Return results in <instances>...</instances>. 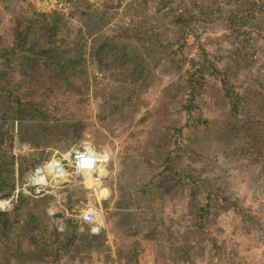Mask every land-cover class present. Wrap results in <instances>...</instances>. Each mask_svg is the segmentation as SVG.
I'll return each mask as SVG.
<instances>
[{
	"label": "rangeland",
	"instance_id": "obj_1",
	"mask_svg": "<svg viewBox=\"0 0 264 264\" xmlns=\"http://www.w3.org/2000/svg\"><path fill=\"white\" fill-rule=\"evenodd\" d=\"M4 1L0 0L1 26L9 29L20 22L25 26V16L7 9L9 0ZM13 1H25L26 8L33 2L48 14L40 24L33 19L28 28L33 35H44L47 42H30L32 50L34 45L43 53L28 54L34 61L24 62L21 69L31 63L27 80L31 82L21 84L33 88L37 81L60 91L65 84L69 85L64 91L85 88L83 99L93 100L101 110L97 112L101 126L95 138L98 145H113L104 130L112 134L114 142L120 133L135 134V151L128 160H108L102 186H106L107 194L120 195L121 204L136 205L138 211L161 207V193L168 194L167 209L171 215H181L176 220L181 230H171V250L163 256L169 257L174 248L179 255L191 256L190 264H215L216 260L219 264L236 258L239 264H263L264 0ZM240 32H248L255 41V46H250L254 49L250 63L235 50L242 46ZM107 40L118 42L122 56H129L125 73L116 75L94 67L93 49ZM85 46L88 52H84ZM49 47V53L54 50L51 56H47ZM178 48L188 60L175 66L174 51ZM204 58L228 72L229 88L225 89L220 78L207 74L205 89L191 99L188 72L199 67ZM50 61L55 69H48L52 77L46 79L40 69ZM137 63H141L138 68ZM60 70L65 71L68 81ZM8 72L14 75L6 68L4 73ZM2 85L0 80V88ZM8 89L13 92L0 90V114L15 117L6 119L13 123L12 136L0 118V162H11L9 166L0 165V210L12 209L23 193L31 195L25 192V180L19 174L24 168L34 167L36 159L30 154L27 157L28 152L19 144L41 145L52 155L54 148L68 149L76 132L70 123L29 121L31 126L27 128L23 120L39 112L33 102L36 99L27 101L28 97L19 94L21 87ZM67 95L71 100L73 95ZM104 101L109 103L102 109ZM245 138L259 156L250 155V149L244 148ZM196 178L198 183L194 184ZM8 180L11 184L5 187ZM195 185L207 188L205 193L210 197L209 213L201 226L198 216L191 212L198 199L192 195ZM45 195L49 194L38 196ZM51 195L47 212L56 200V195ZM105 202L108 211L111 204ZM196 202L204 204L202 200ZM49 214L44 219L47 229L60 226V220ZM105 217L110 218L108 212ZM139 218L137 212H116L111 220L117 233L131 236L141 226ZM74 223L82 224L80 218ZM73 230L75 235L83 231L78 227ZM12 238L15 244L17 236ZM41 260L38 256L26 257L21 264H39ZM11 261L15 264L17 260Z\"/></svg>",
	"mask_w": 264,
	"mask_h": 264
},
{
	"label": "crops",
	"instance_id": "obj_2",
	"mask_svg": "<svg viewBox=\"0 0 264 264\" xmlns=\"http://www.w3.org/2000/svg\"><path fill=\"white\" fill-rule=\"evenodd\" d=\"M39 21L43 22L42 19H36V24H40ZM18 24L22 26L21 22ZM15 29L16 25L8 29L7 27L1 26L0 24V49L2 47V51L0 52V80H2L3 83L1 88L7 89L0 90L3 91V93H6L10 91L13 92L8 88L21 87L22 93L19 94L23 95L24 97H28V100L24 98L27 101L31 100V97L35 98L36 100L33 102L35 103V106H38L39 111L43 110L44 104L49 98L57 99L58 104L62 107V109H65L71 101L67 100V97L69 95L65 96L66 94L73 95H70V99L77 97L83 98V89L80 90L70 88V90L68 91H60L57 87H50L51 84H49L48 86L44 84L40 85L37 83V81L34 83L35 86L33 88H27L23 86V84H21L23 82H31L27 81L30 79L31 63H25L23 69H21V66H23L24 62H33L34 60L20 59L18 54L21 53L22 56H28V54L38 55V52L43 53L40 51L41 49H36L37 47H35L34 45V51L32 49L31 51L30 49H25L27 47H30V42L34 41L35 45L37 43L45 45L47 42V38L44 39V35L43 37H41L42 35L40 36V34L33 35L29 31V29L25 27L21 28V30L27 29L29 33L21 32V34L26 35L17 34V32H15ZM51 48L52 47H49L48 49V54L50 56L54 53V50H52V53H49V51H51ZM6 63H9L11 66H7ZM42 66L44 67H42L43 69H40L41 73L46 79H50L52 77V74L48 69H50V71L55 69L53 67L54 62L50 61L49 63H44V65ZM6 68H8V70L14 75H11L9 72L8 74L4 73V70ZM18 84H21V86H19ZM68 85L69 84H67L66 86ZM71 86L74 87L73 85ZM97 109L98 108L96 105V110ZM96 114L97 116H99L97 112ZM71 115L72 118L69 117ZM65 117V121L53 123H70V125H74V130L76 131L75 136H78V131L76 129V124L74 121L77 118L76 113H66ZM23 121L26 122L25 125L29 123V119L27 118ZM27 128H29V126ZM104 131L111 138V142L114 144L112 134H109L107 130ZM21 149H24L26 152H28L26 155L27 157L31 155L34 159H36L39 155H47L53 157L56 155V148H54V153L51 155L48 149H45L41 145H30L25 143V147L23 146V148ZM57 151L66 150L57 149ZM19 176L22 179V176L20 174ZM76 179H80V177L75 175L74 173L70 175V179L60 180L59 182L52 184L55 190V192L52 194L54 196L56 195V200L53 203V209H55L56 212L63 213L62 217H54L60 220V226H58L57 228L54 227L53 230L55 231L56 229L60 233V235L59 237L52 236L49 249L43 252L45 257L40 261L39 264H104V262H106V264H111L114 261L120 264H156L168 261L179 262L182 260L190 263L188 258H191V256L187 255V257L185 255H179L177 250L174 248H172L171 255L169 257L165 258L163 256V254L167 253L169 249L171 250L169 244V234L171 230L177 232L178 230H181L179 224H177L176 222V220L179 219L181 215H179L178 217L171 215L169 209H167V207L169 206L168 201L170 198L168 197L167 193H161V207H154L152 209L148 208V211H146L145 208L143 211V209L141 208V211H138L136 205L121 204L120 200H122V197L120 195L113 196L111 192H108L107 194L108 190L106 189V186H102L103 183L99 187L92 189L88 188L84 184L78 186L74 183V180L76 181ZM106 200H109V203L111 204V208L108 211L105 208ZM73 202H78L81 204H95L102 207L104 211L106 213L108 212L110 216V218H105V221L109 223L110 228H104L99 231L98 234L92 235L87 227H83L82 224H75L74 222L79 219V217L76 213L75 207L73 206ZM116 212H137L138 215H140L138 222L141 226L138 228L135 234L127 236L125 234L120 235L116 232L114 222L111 220ZM206 214L207 213H205V215ZM171 216L173 217L172 224ZM182 218H184V216ZM198 225H202L201 220ZM77 227L80 228V230L83 229V234L78 233L77 235H75L73 229ZM111 234L115 235L113 240L110 239ZM62 238L66 241H62Z\"/></svg>",
	"mask_w": 264,
	"mask_h": 264
},
{
	"label": "trees",
	"instance_id": "obj_3",
	"mask_svg": "<svg viewBox=\"0 0 264 264\" xmlns=\"http://www.w3.org/2000/svg\"><path fill=\"white\" fill-rule=\"evenodd\" d=\"M6 8L11 9V10L13 9L17 10L19 14H23L25 16L24 21L26 25L23 27L20 26V24H18V26L16 25L15 32H17V34H21V32L29 33L27 29L21 30V28L25 27V28L30 29V25H32L31 21L33 19L44 20L45 18L48 17V14L43 9L39 8L33 2L29 3V7L26 8L25 1L17 2V1L9 0L6 3ZM87 9L88 7L85 8L84 10H87ZM122 9L123 7H121L120 12H122ZM121 14L122 13H118L117 15L120 16ZM154 37L158 38L155 35ZM240 40L242 41V46L237 47L235 50L236 52H238L241 58L245 59V61H248L250 63L251 60L253 59V53H254V49H251L250 46L254 47L255 41L248 32H240ZM85 44L86 43H84V45ZM29 45L30 47H27L25 50L30 49L31 51L32 44H29ZM87 48L85 46L84 52L86 51L88 52ZM64 51L65 50H63V52ZM93 51H94L93 54H94V60H95L94 67L98 66L101 70L111 71V74H116V75H118L121 72L125 73L126 71L125 67H126V63L128 62L129 56L127 54H124L122 56V54L120 53L121 46L119 45L118 42L116 41L111 42L107 40L104 42L102 46L94 47ZM48 55L49 54H47V56ZM18 56L20 59L29 58L27 55L22 56L21 53H19ZM64 56H67V52H65ZM174 56H175L174 59L177 61L175 66L183 65L188 60L187 57L182 55L179 48L174 51ZM136 65L138 68L141 65V63H137ZM63 70H60V71L62 72ZM98 71H93V74H95ZM63 73H64L63 74L64 79L68 81V79L66 78L67 74L65 73V71H63ZM207 74L220 78L224 84L225 89L229 88L228 72L219 69L215 65V63H213L211 60L204 58L203 63L199 65V67L192 68L188 72L187 89L189 90V96L191 99H193L199 91H203L205 89V86L207 84V77H206ZM88 80L90 79L88 78ZM50 87H53L52 84L50 85ZM66 88L68 87L65 85L61 89L64 90ZM2 90H7V89H2ZM230 96L234 99L237 98L235 95L230 94ZM233 102H235V100ZM108 103L109 101H104V106L101 104L103 106L102 109L107 108L106 106L108 105ZM237 104L238 103L236 102L235 103L236 110H238ZM191 106H192V103H191ZM36 109H38L37 106H36ZM40 112H43V110ZM97 112H101V110L97 109ZM4 114L5 113L3 112H1L0 114V118L3 119V121H1V125H5L6 127H8L10 135L12 136L13 123L8 122L6 119L14 118L15 116L12 117L9 113V117L4 118L3 117ZM25 126L30 127L31 125L30 123H28ZM42 126H45V125H42ZM2 133L3 131L0 130V134ZM244 148H248V150L250 149L248 151L250 155L259 156V151H257V149H252L253 147L246 140V138H245ZM5 163L9 166L11 162L1 161L0 165H5ZM2 174L3 173H0V176ZM197 181H198V178L195 179L194 184L198 183ZM10 184H11V181L8 180L6 184H4V186L8 187ZM205 191H207V188L200 187V185H195L193 189V193H192L194 197L198 198L196 200H202L204 202V204L202 203V205L199 206V204H197L195 200L194 202L195 208L194 210H191V212H195L196 216H198L197 219L201 220L202 222H204L205 213H209L208 210L210 206V197L208 193H205ZM200 195H205V196L201 197L202 198L201 199ZM49 197L52 198L53 196L49 194V195H45L44 197L43 196L33 197L31 195H26L23 193L22 195H19L18 200H17L18 202L13 206L12 209L0 210V262L12 264L11 260L16 259L17 261L15 262V264H21V262L26 260V257H32V256H38L39 258L44 259L45 255L43 254V252L49 249L52 236L59 237L60 235V233L56 229L55 231L53 229H47L46 227L47 223H44L45 217H48V215H50L49 212H47L48 210L47 201ZM34 227H36V231H33ZM4 231L9 232V235L8 234L4 235ZM13 236H17V242L15 240L16 242L15 244H14V239L12 238ZM62 241H66V240L62 238ZM20 242H22L24 246H22ZM215 262L217 263V260Z\"/></svg>",
	"mask_w": 264,
	"mask_h": 264
},
{
	"label": "built area",
	"instance_id": "obj_4",
	"mask_svg": "<svg viewBox=\"0 0 264 264\" xmlns=\"http://www.w3.org/2000/svg\"><path fill=\"white\" fill-rule=\"evenodd\" d=\"M71 112L77 115L74 121L78 136H75V140L66 151H57L55 149L56 155L54 157L40 155L36 158L34 167H27L21 170V173L24 172L25 174L22 179L25 180L24 190L28 194L35 196L52 194L55 192L52 184L60 180L70 179L71 173H75V175L80 177V179L74 180L78 186L84 184L92 189L99 187L106 176L105 166L108 160L113 158L115 149L124 153L125 160H128L135 151L137 139L135 134L131 132L119 134V142L115 141L110 148L96 144L95 137L99 134L101 126L96 114V104L91 99L73 98L70 104L65 109H62L57 99L49 98L44 104L43 112L35 113L31 121L45 124L62 122L66 120V113ZM41 169L47 170L41 173ZM35 174H37V177L33 178ZM73 206L83 226L87 227L92 235L98 234L104 228H110V225L105 221V211L99 205L73 202ZM49 212L53 214L55 209L51 208ZM114 237L115 235L111 234L110 239L113 240ZM111 264L120 263L114 261ZM156 264L190 263L182 260ZM219 264H239V260L236 258L231 262Z\"/></svg>",
	"mask_w": 264,
	"mask_h": 264
},
{
	"label": "bare ground",
	"instance_id": "obj_5",
	"mask_svg": "<svg viewBox=\"0 0 264 264\" xmlns=\"http://www.w3.org/2000/svg\"><path fill=\"white\" fill-rule=\"evenodd\" d=\"M119 140H120V138L116 139V142H119ZM19 147H20V148H23V145L19 144ZM113 157H114V159H116V160H118V161H119V160H125V159H126L124 153H122L120 150H117V149H115V154L113 155ZM55 165H56V164H55ZM47 169H48V168H47ZM47 169H46V170H47ZM46 170L41 169L40 172H41V173H44ZM21 176H22V177H25L24 172L21 173ZM36 177H37V174H35V175L33 176V178H36Z\"/></svg>",
	"mask_w": 264,
	"mask_h": 264
},
{
	"label": "water",
	"instance_id": "obj_6",
	"mask_svg": "<svg viewBox=\"0 0 264 264\" xmlns=\"http://www.w3.org/2000/svg\"><path fill=\"white\" fill-rule=\"evenodd\" d=\"M54 214V217H56V216H59V217H62V215H63V213L62 212H55V213H53Z\"/></svg>",
	"mask_w": 264,
	"mask_h": 264
},
{
	"label": "clouds",
	"instance_id": "obj_7",
	"mask_svg": "<svg viewBox=\"0 0 264 264\" xmlns=\"http://www.w3.org/2000/svg\"><path fill=\"white\" fill-rule=\"evenodd\" d=\"M40 112V111H39ZM34 116V115H33ZM32 116V117H33ZM32 117L29 119V121H31V119H32ZM33 123H36V122H34V121H32ZM36 124H45V123H36ZM49 124H54V123H49ZM49 124H45V125H49ZM96 138V137H95ZM67 150V149H66ZM40 156V155H39ZM56 212V211H55Z\"/></svg>",
	"mask_w": 264,
	"mask_h": 264
}]
</instances>
